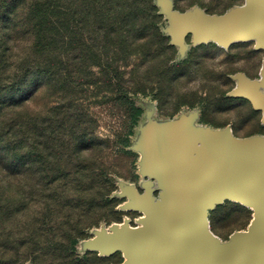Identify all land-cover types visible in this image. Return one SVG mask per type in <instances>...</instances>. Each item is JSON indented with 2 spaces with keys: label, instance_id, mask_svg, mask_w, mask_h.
<instances>
[{
  "label": "trees",
  "instance_id": "obj_1",
  "mask_svg": "<svg viewBox=\"0 0 264 264\" xmlns=\"http://www.w3.org/2000/svg\"><path fill=\"white\" fill-rule=\"evenodd\" d=\"M162 19L155 0H0V264H53L40 246L52 237L62 264H80L78 240L121 214L108 158L127 152L145 112L133 95L160 100L177 73ZM136 56L159 60L158 88L128 70ZM43 90L47 111L25 108ZM89 94L125 116L114 139L97 134Z\"/></svg>",
  "mask_w": 264,
  "mask_h": 264
},
{
  "label": "rangeland",
  "instance_id": "obj_2",
  "mask_svg": "<svg viewBox=\"0 0 264 264\" xmlns=\"http://www.w3.org/2000/svg\"><path fill=\"white\" fill-rule=\"evenodd\" d=\"M155 2L163 16L162 30L170 37V43L174 47L167 68L177 72L176 77L172 79V73H167L160 91V100L155 99L151 93L133 95L145 112L134 129L127 152H123L119 158L111 155L108 158L122 175L114 177L118 185L114 196L120 201L116 209L121 214L116 215L118 219L115 217L112 222L101 221L98 226L88 230L89 237L78 240L74 247V257L82 259L80 264H143L142 258L146 256L148 249H138L132 242L142 226H149L157 220L151 200L145 194L147 190L151 191L152 199L158 201L164 191L155 175V169L147 175L143 172L148 165L152 168L161 166L160 161H151V151L170 159H174L177 154L178 146L165 142L169 135L163 127L167 125L165 123L173 121L174 125L181 126L183 121L189 120L192 132L188 138L192 144L205 140L200 137V131L205 128L217 130L220 138L227 137L231 132L234 142L256 141L264 137V110L257 108L250 98L240 92L244 78L252 82L261 79L264 49L258 48L254 40L224 44L216 39L214 33L208 38L201 37L193 26H187L182 20L185 14L194 16L197 15L196 12L200 13L198 16L203 20L223 16L241 10L246 0ZM136 63L140 65L137 68V79L145 78L149 84L158 88L159 80L155 70L159 60L147 62L136 56L132 58L128 70L134 68ZM92 94H89L88 104L97 119V134L114 139V134L122 127L125 116L114 106L99 102ZM50 97L43 90L25 108L44 114L51 105ZM159 106L162 107L161 111ZM181 130L182 128L178 131ZM209 143L208 139L207 146ZM120 147L114 143L111 150L114 152ZM200 148L201 144L195 146L196 151ZM188 178L192 179L189 175ZM199 183L203 184L200 181ZM203 191L204 195L209 194L207 189L204 188ZM136 195L149 203V210L136 205ZM258 212V201L248 204L225 196L216 197L208 208L209 221L213 219L216 232L212 227L211 229L224 246L231 244L235 232L243 230L248 236L250 223ZM57 240L52 237V242L40 246L48 252L47 256L53 258V264H62L65 255L60 250L61 247L56 245ZM26 264L35 263L29 260Z\"/></svg>",
  "mask_w": 264,
  "mask_h": 264
},
{
  "label": "water",
  "instance_id": "obj_3",
  "mask_svg": "<svg viewBox=\"0 0 264 264\" xmlns=\"http://www.w3.org/2000/svg\"><path fill=\"white\" fill-rule=\"evenodd\" d=\"M253 3V7L211 19L203 20L196 12L194 16L185 14L182 20L187 26H193L201 37L208 38L214 33L216 39L224 44L251 41L254 39L252 35L262 33L256 43L258 48L264 49V0H254ZM239 35H250V38L236 39ZM240 92L257 108L264 110V94L253 86L251 80L243 79ZM164 128L169 134L165 142L178 146L177 154L170 159L151 151V161H160L161 166L152 168L148 165L146 172L156 170L155 175L164 191L158 201L152 199L151 191L147 190L145 194L151 200L157 220L149 225L146 232L139 230L132 242L138 249H148L142 263L264 264V217L257 227V236L243 238L233 248L225 246L224 251L215 249L203 234L199 221L203 210L207 209L208 216L209 205L216 197L229 198L228 190L231 194L245 195L248 201H258V205L261 204L259 211L264 212L263 140L234 142L230 133L220 138L218 132L205 128L200 131L205 142L198 140L192 144L188 138L192 132L189 120L183 121L181 126L168 124ZM181 128V132L178 131ZM208 139L209 147L206 144ZM199 144L201 148L196 151L195 146ZM204 188L208 195L203 194ZM135 199L137 206L149 210V203L144 198L136 195Z\"/></svg>",
  "mask_w": 264,
  "mask_h": 264
},
{
  "label": "bare ground",
  "instance_id": "obj_4",
  "mask_svg": "<svg viewBox=\"0 0 264 264\" xmlns=\"http://www.w3.org/2000/svg\"><path fill=\"white\" fill-rule=\"evenodd\" d=\"M254 0H246L245 5L242 7V10L247 9L249 7H253ZM251 37H253L254 41H259L262 37V33H257L255 35H252ZM250 35H239L236 37V39H249ZM252 82V81H251ZM253 86L259 90L260 92H262L264 94V72H262V77L261 79H258V81H254L252 82ZM212 132H217V130L211 129ZM230 137H234V135L230 132ZM263 142H264V137L262 138ZM227 195L229 198L233 199V200H238V201H244L247 202L249 204L254 203V200H250L248 201L245 197V195H237V194H231V192L228 190ZM202 200L204 201H208L206 198L202 197ZM259 207L261 206V204L258 205ZM206 211L207 209L203 210V212L201 213L200 217H199V221H200V226H201V230L203 232V234L208 238V240L213 244V246L215 247L216 250H220V251H224L225 250V246L222 244V240L212 231L211 226H210V221H209V216L206 215ZM264 217V212H262L261 210L254 216V218L252 219L250 226H249V230H250V234L248 236H246L244 233L245 231H238L235 232L232 235V242L231 245L228 246L227 248H233L234 244H236L237 242H239V240L246 238V237H254L257 236V227L259 226L262 218ZM149 229V226H142L140 228L141 231L146 232Z\"/></svg>",
  "mask_w": 264,
  "mask_h": 264
},
{
  "label": "crops",
  "instance_id": "obj_5",
  "mask_svg": "<svg viewBox=\"0 0 264 264\" xmlns=\"http://www.w3.org/2000/svg\"><path fill=\"white\" fill-rule=\"evenodd\" d=\"M171 123H173L172 125H174V122L173 121H171ZM170 122H169V124H171ZM165 124H167L168 125V122L167 123H165ZM167 125H163V127H165V126H167ZM145 172H143L144 173V175H147V172H146V170H144ZM147 192V191H146Z\"/></svg>",
  "mask_w": 264,
  "mask_h": 264
}]
</instances>
